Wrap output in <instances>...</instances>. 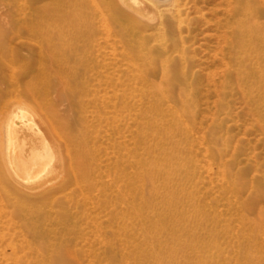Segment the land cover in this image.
<instances>
[{"label": "rangeland", "instance_id": "obj_1", "mask_svg": "<svg viewBox=\"0 0 264 264\" xmlns=\"http://www.w3.org/2000/svg\"><path fill=\"white\" fill-rule=\"evenodd\" d=\"M156 1L161 11L172 9L167 0ZM48 3L0 0V106L17 108L34 127L36 151L45 138L54 159L53 178L79 177L65 191L78 204L65 202L62 193L47 209L61 214L68 204L69 214L82 226L77 231L57 226L37 239L21 220L16 219L24 232L8 221L9 208L0 195V264H157L137 218L131 212L134 218L128 222L122 213L121 193L126 191L137 204L145 197L139 206L143 216L154 217L156 205L161 218L179 222V234L194 226L188 236L207 245L204 253L218 259L212 264H264V54L240 43L244 32L234 21L244 18L242 13L231 20L229 0H181L174 7L182 10L178 34L185 43L187 73L177 66L173 37L167 33L165 38L169 57L175 58L173 69L188 91L180 93L173 79L168 84L179 98L192 99V116L186 113L189 121L178 124L181 106L174 102L171 111L156 107L154 96L136 80L123 36L107 10L83 17L71 13L67 19L81 26L61 32L40 23V15L52 18L41 10ZM234 5L240 12V5ZM252 6L261 12L252 20L264 24V0H253ZM87 27L90 34L81 32L89 37L77 40V31ZM49 40L52 51L41 56L39 48ZM153 77L160 83V73ZM105 94L106 136L99 118ZM83 162L92 165L99 183L90 188L106 207L99 232L87 225L92 208L81 195ZM125 174L129 185L120 180ZM100 183H106L104 196ZM150 186L157 187L158 198L148 197ZM149 232L164 247L174 246L170 234L155 224ZM10 241H24L23 247L13 252Z\"/></svg>", "mask_w": 264, "mask_h": 264}, {"label": "bare ground", "instance_id": "obj_2", "mask_svg": "<svg viewBox=\"0 0 264 264\" xmlns=\"http://www.w3.org/2000/svg\"><path fill=\"white\" fill-rule=\"evenodd\" d=\"M167 1L169 2L168 5L172 6L170 12L169 10H166L167 12L161 11V7L156 0H97L94 3L88 0H49V3L41 7V10L43 13L49 12L52 18L46 19L41 15L39 18L41 24L54 26L56 29L61 28V32H64L65 28L81 26L75 23L73 19H67L71 13L80 14L83 17L89 16L93 11L104 14L107 10L111 20L114 21L112 22L113 26H116L117 31L123 36V51L128 53L129 58L127 60L129 65H132L138 73L136 80L140 81L146 90L150 91V94L154 96L156 107L162 109L166 107L171 111L176 108L174 104H179L182 112L177 114L175 121L181 124L189 121L187 115L189 117L192 116V111L190 110L192 99L189 98L191 96L186 98L184 96L183 99L179 98L175 90L168 84L173 79L179 84L180 93L188 91L183 79L179 76L181 74L178 75V72L173 69L174 64L172 63L175 58L169 57L168 44L165 38L168 35L167 33H170L174 39L173 48L175 53L178 54L176 57L178 60L177 66L180 64L184 73L189 71L188 59H186L184 53L186 49L185 43L182 41L183 37L179 36L181 24L183 23V20L180 19L182 10L181 8L176 10L174 8L179 6L181 0ZM252 1L229 0L234 15L231 16V20H235V15L241 16L240 13H242L244 18L234 21L235 24L241 25L240 27H242L244 32V37L241 38L242 41L240 43L248 45L254 54H264V24L252 20V16L255 19V16L261 13L258 8L255 9L252 6ZM235 3L240 5L241 11L238 13L235 12ZM82 30H88V27L77 31V40L82 36L89 37L90 31L88 30L89 34H87L81 32ZM50 43L51 40H49L48 45L40 46L39 52L41 56L42 54H50L49 52L52 51ZM76 47L78 48V45L70 48L75 50ZM181 48L182 51L180 52ZM25 49L32 50L29 47H25ZM13 50L20 52L18 48ZM56 63L52 64L55 69ZM158 73H160L161 81L156 84L151 78L153 79V76ZM2 97L3 95L0 96V98ZM2 105L0 106V166L4 167L1 173V185L5 186L6 189L3 193L0 191V195L9 208L8 221L12 222L18 230L24 232L22 226L16 221V219L21 220L27 231L32 233L37 239H41L42 235L52 233L57 226H64L65 228L68 227L66 230L77 231L82 224L73 220V215L69 214L70 206L68 204L63 207L61 214L50 211L47 207L49 205L54 206L57 198L62 197V193H64L62 195L65 198V202L69 203V201H72V203L78 204L79 200L73 198V193H65V191L73 182H77L79 177L66 175L53 178L50 172L54 165V159L50 155L51 148L45 138H43V147L36 151L35 144L31 140L35 135L34 127L25 122L26 118L20 114V110L17 112V108L11 109L10 106H7V103ZM102 105L104 108L102 109L103 116L99 118L101 123L105 125L104 132L106 136V94ZM114 118L115 122L119 121L116 117ZM185 128L189 127L185 125ZM28 152H30L29 155ZM93 162L96 163L95 158ZM122 162L124 163V161ZM82 165V171H84L83 186L85 189L81 190V195L89 202L92 208V211L87 215V225L95 228V232H99L102 229V224L101 222L99 223L98 219L102 213L106 217V207L104 208L97 195L92 194L90 184L96 185L99 183L95 173L92 175V165L88 162H83ZM88 171L92 176H88ZM153 173H155L154 170ZM100 175L106 178V169H101ZM125 177L127 178L119 179L129 185L131 182L130 175L125 174ZM99 187L100 194L102 196L106 195V183H100L98 190ZM150 188V191H147L149 193L148 197L150 199L158 198L157 187L150 186ZM128 194L129 191L121 193V203L124 207L122 213L126 216L128 222L133 220L134 217L137 218V226L140 233L146 237L147 244L150 243L152 254L158 258L157 264H212V260L216 263L218 259H215L214 254L204 253L207 245L203 241H194L189 238L188 231L193 229L194 226H190L185 232L179 234V222L176 219L170 217L167 221L161 218L158 215L159 207L156 205H154L152 210L154 217L143 216L139 212V206H141L145 197H141V203L137 204L128 197ZM159 203L161 204V201ZM98 209H101L99 216L97 213ZM131 212L133 213V218L130 214ZM153 224L159 227L161 231L164 230L170 234L171 240L174 241V246L164 247L158 239V242H156L154 234L149 232V228ZM118 231L121 232L120 229ZM2 238L5 241V238ZM104 240L106 239L101 240L99 243H103ZM94 241L96 242L97 239H94ZM23 242L10 241L7 247L16 252L20 247H23ZM162 255H167V257L161 259Z\"/></svg>", "mask_w": 264, "mask_h": 264}]
</instances>
